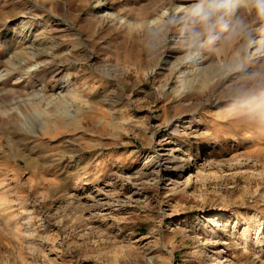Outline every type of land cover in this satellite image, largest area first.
<instances>
[{"label":"rangeland","instance_id":"rangeland-1","mask_svg":"<svg viewBox=\"0 0 264 264\" xmlns=\"http://www.w3.org/2000/svg\"><path fill=\"white\" fill-rule=\"evenodd\" d=\"M195 2L0 0V264H264V17Z\"/></svg>","mask_w":264,"mask_h":264},{"label":"clouds","instance_id":"clouds-1","mask_svg":"<svg viewBox=\"0 0 264 264\" xmlns=\"http://www.w3.org/2000/svg\"><path fill=\"white\" fill-rule=\"evenodd\" d=\"M243 5L264 17V0H243ZM239 6L241 0H196L187 13L192 25L188 37L193 46L200 43L202 37H206L208 44L214 43L218 38L217 30L229 34L242 31V23L231 20Z\"/></svg>","mask_w":264,"mask_h":264},{"label":"bare ground","instance_id":"bare-ground-1","mask_svg":"<svg viewBox=\"0 0 264 264\" xmlns=\"http://www.w3.org/2000/svg\"><path fill=\"white\" fill-rule=\"evenodd\" d=\"M183 11V10H182ZM175 18V17H174ZM173 19V18H172Z\"/></svg>","mask_w":264,"mask_h":264}]
</instances>
